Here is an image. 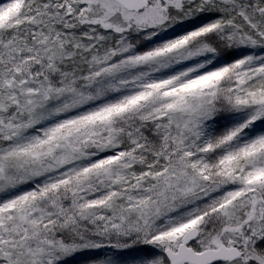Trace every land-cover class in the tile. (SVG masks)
Returning a JSON list of instances; mask_svg holds the SVG:
<instances>
[{
	"label": "snow or ice",
	"instance_id": "6c2138e0",
	"mask_svg": "<svg viewBox=\"0 0 264 264\" xmlns=\"http://www.w3.org/2000/svg\"><path fill=\"white\" fill-rule=\"evenodd\" d=\"M0 264H264V0H0Z\"/></svg>",
	"mask_w": 264,
	"mask_h": 264
}]
</instances>
